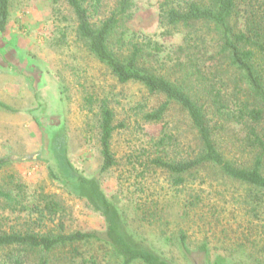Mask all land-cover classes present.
<instances>
[{
  "label": "rangeland",
  "instance_id": "1",
  "mask_svg": "<svg viewBox=\"0 0 264 264\" xmlns=\"http://www.w3.org/2000/svg\"><path fill=\"white\" fill-rule=\"evenodd\" d=\"M164 0H135L132 19L117 31L118 37L136 35L164 45L160 61L168 64L182 43L169 40L160 20ZM195 0H172L182 7ZM95 1H91L94 3ZM118 0H101L90 6L96 27L111 16ZM11 15L0 32V172L5 191L20 203L0 199V233L32 232L58 235L106 229V222L80 196L81 179L95 181L120 208L125 232L161 254L172 264H264V208L254 188L225 177L215 167H205L175 186L166 171L145 170L152 145L164 133L171 159L194 158L199 141L187 114L175 103L159 123L145 115L166 102L143 85L120 83L110 69L89 50L78 34V22L65 0H10ZM115 44V45H114ZM122 48V47H121ZM156 71L171 75L160 62ZM154 63V64H153ZM221 89L216 86V89ZM231 91V90H229ZM225 99L230 92L223 90ZM212 100V99H211ZM104 106L113 110L111 148L116 166L102 171L100 125ZM213 108V107H212ZM211 108V110H213ZM218 122L219 141L236 166L254 160L245 143V128ZM163 132V133H162ZM187 237L191 254L181 246ZM206 251H202L203 246ZM56 250L51 264H121L101 243ZM39 252L14 249L0 252V264H39Z\"/></svg>",
  "mask_w": 264,
  "mask_h": 264
},
{
  "label": "trees",
  "instance_id": "2",
  "mask_svg": "<svg viewBox=\"0 0 264 264\" xmlns=\"http://www.w3.org/2000/svg\"><path fill=\"white\" fill-rule=\"evenodd\" d=\"M65 1L75 14L80 38L120 83H139L151 94L166 97L165 103L145 115V121L161 122L169 106L175 103L187 114L196 132L200 151L194 158H169L166 145L169 137L164 133L158 141L153 140L154 152L147 157L145 170L166 171L175 186H185L201 169L215 167L225 177L254 188L261 194L257 198L264 208V0H195L183 7L164 0L160 5V20L166 30L161 36L169 40L176 34L182 36V43L174 52L175 58L168 64L160 61L159 53L164 45L158 40L144 37L145 41H140L136 35L127 37L123 31L117 38L122 48L116 51L112 47L117 31L132 19L135 0H118L111 16L98 27L91 22L90 6L98 7L101 0ZM10 15V0H0V32L6 31ZM152 61H160L171 75L160 74L149 67ZM217 85L221 89H216ZM223 90L230 92L231 99L224 98ZM0 107L9 109L1 102ZM114 117L113 110L104 106L100 125L103 172L117 163L111 148L118 128ZM214 118L245 128L244 143L254 156L249 167L236 166L226 157L219 141L220 126ZM6 163L0 159V172ZM80 196L103 216L105 230L63 231L58 235L3 232L0 233V252L10 249L39 252V264H51L50 255L56 250L79 251L77 247L81 244L101 243L120 258L121 264H172L125 232L120 208L95 181L81 179ZM16 197L0 183V199L10 205L19 204ZM186 240V235L182 234V249L191 254ZM201 250L208 252L205 245ZM205 264L217 263L208 260Z\"/></svg>",
  "mask_w": 264,
  "mask_h": 264
}]
</instances>
